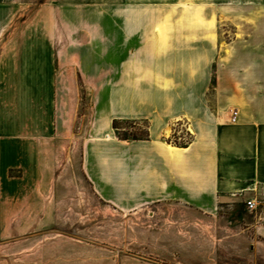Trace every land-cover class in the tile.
Listing matches in <instances>:
<instances>
[{"label": "crops", "instance_id": "1", "mask_svg": "<svg viewBox=\"0 0 264 264\" xmlns=\"http://www.w3.org/2000/svg\"><path fill=\"white\" fill-rule=\"evenodd\" d=\"M168 1L117 0L108 25L100 9L94 23L69 25L79 38L66 40L64 62L96 97L83 168L119 208L175 201L216 214L264 190V7L220 51L209 0L175 22ZM56 93L54 42L0 41V240L39 216L53 183ZM114 119L147 121L148 137H119Z\"/></svg>", "mask_w": 264, "mask_h": 264}, {"label": "rangeland", "instance_id": "2", "mask_svg": "<svg viewBox=\"0 0 264 264\" xmlns=\"http://www.w3.org/2000/svg\"><path fill=\"white\" fill-rule=\"evenodd\" d=\"M113 1L0 0V41L54 42L57 78L53 183L40 194L39 216L0 240V264H264V190L258 192L260 204L253 211L243 203L210 214L175 201L122 209L103 199L87 177L83 146L97 134L96 97L78 64L64 62L63 46L69 25L94 23L98 9L103 13L98 23L108 25ZM127 2L119 0L122 6ZM168 2L177 5L174 12L168 8L172 22L182 17L183 7L201 4ZM205 5V17L215 10L222 51L225 42L242 35L237 29L243 21L254 22L264 0H209ZM225 8L228 13L222 14ZM77 34L71 33V39H78ZM215 83L213 76L209 103ZM147 124L121 119L114 129L118 136H143Z\"/></svg>", "mask_w": 264, "mask_h": 264}, {"label": "built area", "instance_id": "3", "mask_svg": "<svg viewBox=\"0 0 264 264\" xmlns=\"http://www.w3.org/2000/svg\"><path fill=\"white\" fill-rule=\"evenodd\" d=\"M237 112H238V109L237 108H234L233 111H232V118L231 120L232 121H235V117L237 115ZM257 191V194H258V190L256 189ZM255 194L249 198H246L244 200V204L246 206V208L249 210V211H253V210H256L258 208V205L260 204V201L258 200V195Z\"/></svg>", "mask_w": 264, "mask_h": 264}, {"label": "trees", "instance_id": "4", "mask_svg": "<svg viewBox=\"0 0 264 264\" xmlns=\"http://www.w3.org/2000/svg\"><path fill=\"white\" fill-rule=\"evenodd\" d=\"M120 120L121 119H114L113 120V127L115 128V129H119V123H120ZM119 137H121V138H125V139H129V138H146V137H148V130L146 131V134L145 135H143V136H127V135H121L120 133H119Z\"/></svg>", "mask_w": 264, "mask_h": 264}]
</instances>
